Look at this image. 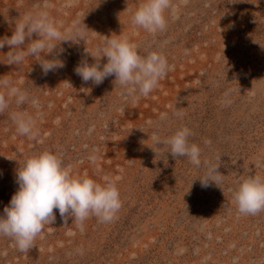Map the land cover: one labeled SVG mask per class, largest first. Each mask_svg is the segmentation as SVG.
<instances>
[{
    "label": "rangeland",
    "instance_id": "374dc122",
    "mask_svg": "<svg viewBox=\"0 0 264 264\" xmlns=\"http://www.w3.org/2000/svg\"><path fill=\"white\" fill-rule=\"evenodd\" d=\"M142 2L75 0L65 8L51 0L50 16L65 29L79 19L87 40L62 42L65 66L47 74L34 57L20 66L0 62V76L23 81L43 113L35 138L18 134L10 116L31 105L12 101L0 113V213L19 187L17 169L43 151L74 175L122 177L112 221L92 216L81 230L54 209L27 252L0 236V264H264V211L238 213L230 191L249 175L264 176V163L256 164L264 158V0H172L167 28L155 34L131 21ZM42 3L0 0V38ZM105 36L127 37L141 55L163 53L172 70L135 101L121 95L114 75L99 85L83 81L74 69L95 62L86 49L94 52ZM8 50L0 49V61ZM184 126L202 161L219 164L222 189L201 187L203 165L145 145L153 129L167 137Z\"/></svg>",
    "mask_w": 264,
    "mask_h": 264
},
{
    "label": "clouds",
    "instance_id": "9594fccd",
    "mask_svg": "<svg viewBox=\"0 0 264 264\" xmlns=\"http://www.w3.org/2000/svg\"><path fill=\"white\" fill-rule=\"evenodd\" d=\"M74 3L75 0H63V7H72ZM53 6L51 0H43L35 12L26 13L21 19L14 21L11 36L0 38V49L6 45L9 48L5 60L0 62L20 66L26 57H34L45 74L65 66L59 58L63 52L61 43L80 40L85 42L88 37L80 27L79 19L71 27L63 28L49 14L48 10ZM168 10L174 12L172 0H143L132 13L131 21L149 34L162 32L168 25L165 15ZM33 34L37 38L33 39ZM86 52L95 62L90 64L85 60L78 64L74 69L76 74L83 81H92L96 85L114 75L115 83L122 89L121 95L131 97L134 101L139 97H147L172 70V65L163 53L150 51L141 55L139 46L130 42L127 37L105 36L94 52L88 49ZM103 57L107 58V62L101 66ZM22 84L23 81L17 83L5 75L0 76V113L8 110L12 101L18 108L25 104L31 105L34 111H13L10 116L18 134L35 138L43 113L39 100L22 88ZM181 115L177 113L178 117ZM139 129L144 131L143 128ZM192 135V130L187 126L178 128L167 137H162L158 129H153L152 143L144 144L155 153L157 148L163 146V154L167 152L175 158H187L197 168L203 165L204 175L198 177L201 187L208 188L215 184L221 188L224 177L218 170L219 164L202 161L201 147L190 142ZM262 163L264 158L256 162L258 167ZM196 178L192 180L191 186ZM121 179L119 175L105 176L103 182H98L87 174L74 175L72 168L65 166L62 158L54 152L34 154L16 171L19 187L0 213V236L11 238L20 252H27L43 232L44 225L54 221V209L62 217L65 214L71 216L81 230L84 221L92 216L100 222H110L122 206L117 186ZM230 191L238 213L255 215L264 211V176L249 175Z\"/></svg>",
    "mask_w": 264,
    "mask_h": 264
}]
</instances>
